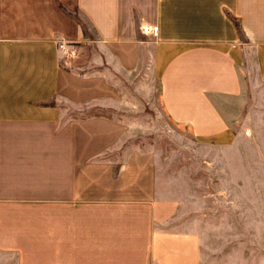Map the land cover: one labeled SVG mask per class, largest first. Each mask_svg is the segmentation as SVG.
<instances>
[{
	"label": "crops",
	"instance_id": "obj_1",
	"mask_svg": "<svg viewBox=\"0 0 264 264\" xmlns=\"http://www.w3.org/2000/svg\"><path fill=\"white\" fill-rule=\"evenodd\" d=\"M95 46L152 69L160 108L195 136L232 135L248 109L264 125V0H0V264H140L145 240L149 264H264L263 212L251 246H209L168 227L150 154L104 158L126 126L86 114L120 99L91 72Z\"/></svg>",
	"mask_w": 264,
	"mask_h": 264
},
{
	"label": "rangeland",
	"instance_id": "obj_2",
	"mask_svg": "<svg viewBox=\"0 0 264 264\" xmlns=\"http://www.w3.org/2000/svg\"><path fill=\"white\" fill-rule=\"evenodd\" d=\"M89 65L92 73L100 71L119 86L120 99L106 100L97 110L88 105L86 114L108 115L126 126L115 148V168L134 150L154 158L157 196L177 205L168 227L194 230L207 245L219 249L257 242L262 217L256 212L264 215L261 113L248 109V117L243 115L244 121L232 126V135L195 136L160 108L159 83L152 69L127 72L103 46L93 47ZM147 243L137 244L142 250L140 264H149Z\"/></svg>",
	"mask_w": 264,
	"mask_h": 264
},
{
	"label": "trees",
	"instance_id": "obj_3",
	"mask_svg": "<svg viewBox=\"0 0 264 264\" xmlns=\"http://www.w3.org/2000/svg\"><path fill=\"white\" fill-rule=\"evenodd\" d=\"M76 17H77L78 21L81 23L83 29L87 30V24H86V22L83 20V18H81L78 14H76ZM237 25H239V29H240V24L237 23ZM116 153H117L116 150L111 151L109 154H107L106 156H104V158H105V157H106V158H110V157H112V156H115ZM115 169H116V168H115Z\"/></svg>",
	"mask_w": 264,
	"mask_h": 264
},
{
	"label": "built area",
	"instance_id": "obj_4",
	"mask_svg": "<svg viewBox=\"0 0 264 264\" xmlns=\"http://www.w3.org/2000/svg\"><path fill=\"white\" fill-rule=\"evenodd\" d=\"M148 31H151V32H153L154 34H157L158 28L155 27V28H153L152 30H151L150 28H148ZM61 48L63 49V52H64L65 54H67V55L70 54L71 50L69 49V47H68L67 45H65V44H61Z\"/></svg>",
	"mask_w": 264,
	"mask_h": 264
}]
</instances>
